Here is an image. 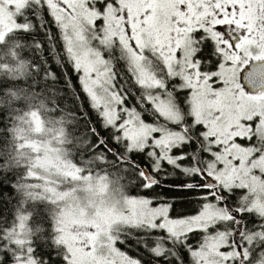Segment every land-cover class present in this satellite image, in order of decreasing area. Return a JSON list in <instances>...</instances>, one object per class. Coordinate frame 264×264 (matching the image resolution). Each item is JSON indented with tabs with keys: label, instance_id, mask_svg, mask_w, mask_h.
<instances>
[{
	"label": "snow or ice",
	"instance_id": "obj_1",
	"mask_svg": "<svg viewBox=\"0 0 264 264\" xmlns=\"http://www.w3.org/2000/svg\"><path fill=\"white\" fill-rule=\"evenodd\" d=\"M9 41L0 264H264V0H0Z\"/></svg>",
	"mask_w": 264,
	"mask_h": 264
},
{
	"label": "trees",
	"instance_id": "obj_2",
	"mask_svg": "<svg viewBox=\"0 0 264 264\" xmlns=\"http://www.w3.org/2000/svg\"><path fill=\"white\" fill-rule=\"evenodd\" d=\"M13 43H15V41H9V43H8V46L6 47V48H0V60H3V59H5V56H7L8 57V59H6L5 60V63L6 64H9L10 66H12V67H15L18 63H19V61L16 59V57L15 56H12L11 55V45L13 44ZM26 59V58H25ZM57 70V72H60V71H62V69L61 68H57L56 69ZM68 72L71 74V79H72V81H73V83H76V80H77V77H76V75L74 74V73H72V69L69 67L68 68ZM25 75H28V73H27V70L25 71ZM21 80H23V77H21L20 78ZM79 86L77 85V88H78ZM96 118H95V116H93V120H95ZM99 126V125H98ZM104 135H107V133H104ZM25 151H27V150H25ZM114 184V183H113ZM116 184H114V186H115ZM117 186V185H116ZM118 187V186H117ZM2 191H3V193L4 194H6V195H9V194H12V188H10V187H4L3 189H2ZM189 207H194V204L193 205H189ZM122 250H123V248H122ZM132 255H135V253L133 252V253H131Z\"/></svg>",
	"mask_w": 264,
	"mask_h": 264
},
{
	"label": "rangeland",
	"instance_id": "obj_3",
	"mask_svg": "<svg viewBox=\"0 0 264 264\" xmlns=\"http://www.w3.org/2000/svg\"><path fill=\"white\" fill-rule=\"evenodd\" d=\"M121 195V193L118 191V187L114 184H111V186L108 189V196L112 198H118Z\"/></svg>",
	"mask_w": 264,
	"mask_h": 264
},
{
	"label": "flooded vegetation",
	"instance_id": "obj_4",
	"mask_svg": "<svg viewBox=\"0 0 264 264\" xmlns=\"http://www.w3.org/2000/svg\"><path fill=\"white\" fill-rule=\"evenodd\" d=\"M159 191H161V189H157V192H159ZM136 192H138V190H133L132 194H135Z\"/></svg>",
	"mask_w": 264,
	"mask_h": 264
}]
</instances>
